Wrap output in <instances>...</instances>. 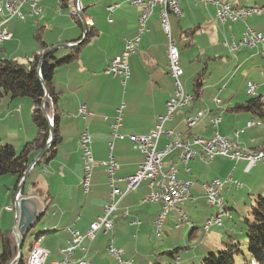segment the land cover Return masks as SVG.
Masks as SVG:
<instances>
[{
  "label": "crops",
  "instance_id": "obj_1",
  "mask_svg": "<svg viewBox=\"0 0 264 264\" xmlns=\"http://www.w3.org/2000/svg\"><path fill=\"white\" fill-rule=\"evenodd\" d=\"M231 1L244 7L238 1ZM54 4L59 6V0H38V7L41 9L40 19L44 23L42 25L37 23L38 18L34 25L24 24L28 16L37 17L40 15H31L28 6H25L28 12L25 13L26 18L23 21L16 18L4 21V15L0 13L1 30L9 32L8 23L11 21V37L5 41H11L7 45L8 48L11 47V51L8 53L10 57L7 58L21 63H27L33 53L39 52L38 44L34 38L38 26L44 28L42 37L48 48L54 46L62 55L67 54L71 43L72 45L77 44L75 40L81 36V41L85 39L87 28L93 31V34L80 46L78 57L74 61L54 69L52 82L55 91L59 93L56 111L60 114L58 122L60 139L56 145L55 156L38 163L44 155L43 153L35 165L30 168L23 186V192L27 195L32 194V183H36L44 193L50 194L48 206L43 202L46 206L44 213L50 207L53 210V218L50 222L52 225L49 228H53L55 233L52 239L59 238L61 241L57 245H51V240H48L46 245V237L43 236V233L49 230L42 231L40 245L48 252V261L61 260L64 257L63 250L70 237L69 229H77L84 233L101 214L104 205L109 200L111 187L104 166L93 168L90 191L84 193L82 190L80 183L83 162L78 143L80 131L87 128L91 140L90 150L95 160L105 161L111 152L118 164L114 175L120 177L132 174L142 162L144 154L141 146L130 141L128 136L149 134L155 127L157 116L166 113V101L174 90V79L168 69V36L161 25L159 6H154L151 10L146 22V30L140 35L136 51L128 58L129 75L123 79L120 76L107 74L104 70L109 61L120 53L124 42L135 36L140 8L130 5L126 0H106L90 7L88 13H86V8L89 6H83V14L80 17L81 25H79L71 16L68 18L63 13L55 14V19L50 18L49 10L53 9ZM110 5H116L112 12L107 10ZM211 5L215 8L213 17L208 14L204 19L202 17L192 18L188 22L185 21L183 26L179 25L180 20L176 21L174 17L170 16L174 14L169 13L170 35L175 46L177 47L174 35L179 40L185 41L186 47L196 50V57L193 60L189 59L188 67L191 68V75L194 76L204 68L206 77L209 76L208 79L205 77L201 93L194 101L204 97L211 98V101L208 106L202 105V101L199 103L192 101L189 106L176 110L172 117L164 122L163 127L165 130H173L187 137L198 135L209 138L217 131L223 136L232 137L240 147L255 148L264 142V131L249 134V130H252L253 127L245 125L251 119L249 113L230 112L226 108L240 101L239 87H234L233 84L237 79V71L252 62L253 64L247 67L246 73L251 76L257 73L258 70H255L254 63L262 47L256 45L231 50L230 43L232 41L238 43L246 27L264 35V11L260 15H252L246 20L236 23L219 22L215 17L216 7L214 4ZM109 18L111 21L108 20ZM48 20L58 23L57 35L45 34ZM194 20L198 21L194 23ZM191 28H194L192 34L182 35L184 30ZM83 32H85L84 37ZM206 33L209 34V40L203 43ZM5 42L0 44V55L6 51L2 47ZM192 61L194 62L191 63ZM216 64H219L224 72L222 75L212 78ZM184 66L187 67L185 63ZM210 66L211 71L209 70ZM181 69L183 75V68ZM258 69L260 70V68ZM207 80L208 82H206ZM248 81L254 82L257 85V93L261 94L264 79L255 82L253 78H248L246 86ZM187 82L186 79L185 86ZM245 91L247 93V89ZM188 93H193V90L191 89ZM223 98L228 103L221 108L216 104H221ZM214 99H219L220 103L214 102ZM80 104H85L87 110L91 111V115L80 116L78 114ZM1 107L5 108L2 111L8 110L6 114H3L4 118L6 117L5 120L8 116L11 117V144L18 151L25 142L33 139L37 131L31 120L32 102L26 98L4 96L0 100ZM119 108H121V124L118 127V132L124 135L122 139L113 137L111 134V124ZM216 109L218 112L215 111ZM2 111L0 110V122L4 121V118L1 117ZM196 112H201L202 115L197 124L189 128L185 124V117ZM214 118H219L216 124L211 122V119ZM239 119L244 121V132L238 133L237 137H234V133L244 126L237 124ZM248 138L249 141H247ZM110 141L113 143L111 150L108 144ZM167 141L169 139L165 134H162L157 140L156 150L164 151ZM175 161L174 153L168 154L163 159L165 167ZM245 164L244 159L235 160L222 155L215 156L208 163L202 162L198 158L191 159L187 164L178 163V177L190 179L193 182L189 199L181 204L184 208L188 207L186 208L189 214L188 222L180 220L179 214L181 213L178 210L172 209L168 213L174 214L175 212L174 215L178 216V221L181 224L186 223L192 227L193 232H190L192 234L188 238L190 243L195 242L193 240L197 236L196 226L199 225L203 228L205 219L213 212V208L209 210L206 208L203 211L199 208L201 203H204L205 207L207 206L203 187L206 182L213 178L222 179L230 174L241 183V187L226 186L222 190V192L226 190L225 198H223L230 211L238 205V199L242 195H247L248 198L254 200L257 195L264 194V163L257 162L248 172L244 171ZM15 183L14 175H0V191L11 196L12 204L17 192L14 189ZM114 185L125 192L124 182L119 181ZM151 188L150 181L144 179L134 189L118 196L117 208L113 213V228L106 235L98 230L93 239L85 238L71 257L83 259L85 264H108L112 259L106 253L105 245L112 237L115 239V244L125 248L124 257L132 259L130 264H134L136 260L144 261L143 264H150V257L152 254L154 256L156 254L149 253V234L147 235V232L152 230L153 234L155 233L154 219L161 209L159 202H142V199L150 193ZM239 189H242L241 192L236 193ZM226 193H229L227 199ZM37 196L42 200L40 195L37 194ZM2 212L0 224H3L5 213L11 212V229L9 225H3V227L0 225V229L12 231L16 218L15 210L7 211L5 209ZM44 213L40 215L41 218ZM227 219H231V221L226 222L225 220L226 223L216 227V229L224 228L225 234L220 238L232 236L231 234L235 231L232 216ZM166 220L167 215L162 227ZM162 227L159 236L163 232ZM178 227L175 225V228ZM211 229L205 232L208 233ZM196 244L198 245L195 250L202 246L199 242ZM183 247L190 248L189 245ZM187 253H190V250ZM198 257L197 251H193L187 260L194 261Z\"/></svg>",
  "mask_w": 264,
  "mask_h": 264
},
{
  "label": "built area",
  "instance_id": "obj_2",
  "mask_svg": "<svg viewBox=\"0 0 264 264\" xmlns=\"http://www.w3.org/2000/svg\"><path fill=\"white\" fill-rule=\"evenodd\" d=\"M204 3L214 4L216 7L215 17L219 22L236 23L246 20L249 16L259 15L264 9H249L240 7L234 4L231 0H196ZM130 5L140 8V13L136 21V34L133 38L127 39L124 42L123 48L115 55L107 64L104 72L112 76H120L125 79L129 75L128 58L136 51L139 43L140 35L146 30V22L154 6H159V18L161 25L168 36V69L171 77L174 79V90L170 98L166 101V113L157 116V122L154 129L147 135L137 136L129 135L128 138L132 142H136L141 146L144 158L138 165L136 171L126 176H115L118 169L117 161L111 152L108 159L105 161H97L93 158L90 150V137L87 133V128L80 131L78 143L80 146L81 157L85 161V168H82V175H84V183H80L84 193L90 191L92 170L97 166H104L108 174L109 185L111 187L109 192V200L104 205L101 214L92 222L84 233L77 229H69L70 237L63 250L64 257L58 261H49L48 252L40 245L39 241L34 248V254L30 264H85L83 259H74L71 256L75 250L80 247L85 238L93 239L98 230L103 234H108L113 228V213L117 208L118 196L125 192L134 189L140 181L147 179L150 181L151 191L146 195L142 202H159L161 209L158 212L154 225L156 234L161 232L162 222L166 213L169 210L175 209L181 213L179 206L189 199L190 189L193 185L192 180L182 179L178 177V163L187 164L191 159L198 158L200 161L208 163L217 155L228 156L231 159H244L246 165L244 171L248 172L257 162L264 163V150L240 147L237 144L230 143L229 136H223L217 131L209 138H204L198 135L190 137L183 136L181 133L173 130H165L164 122L172 117L176 110L189 106L192 103V94L186 92L180 82L182 69L179 65V51L175 46V42L170 35L169 13L177 17L182 15V9L179 6L178 0H126ZM80 3L82 0H75L72 6V14L81 17L83 12H80ZM28 6L31 15L40 14L41 9L38 7V0H9L0 1V13L4 15V21L16 18L24 20L26 18L22 9ZM114 6L107 7L108 12H112ZM111 21V19H108ZM2 22H0V25ZM11 34L5 30L0 29V44L9 40ZM72 45V43H71ZM260 45L262 47V55L264 56V35L249 27L245 28L240 41L238 43L231 42V50H238L242 47H253ZM257 86L251 81L247 82V91L253 95L256 93ZM264 99V96L262 97ZM214 102L220 103L219 99H214ZM80 116L91 115V111L87 110L85 104L78 106ZM202 113L196 112L185 117V124L192 128L200 119ZM219 118L211 119L213 124H216ZM121 124V108H119L114 115V120L111 124V134L113 137L122 139L123 134L118 132V127ZM254 125L253 121H248L246 127ZM244 128L235 132L243 133ZM165 134L169 141L165 145L164 151L156 150V143L158 138ZM109 149H112V141L109 143ZM170 153H174L176 161L165 167L163 159ZM122 181L125 183V192L117 188L114 184ZM226 186L240 187L241 183L233 178L231 175L221 180L214 178L209 182L203 184L207 202L213 212L208 215L204 221V229L209 230L214 226H221L225 217L229 216L226 203L222 197V190ZM21 194L17 191L13 198L12 206H6L7 211L15 210ZM215 207H222V216H215ZM126 215V213H125ZM187 216L180 214V220L187 221ZM106 251L109 257L116 260L120 264H130L131 259L124 258V250L115 245L114 238L110 237L107 243Z\"/></svg>",
  "mask_w": 264,
  "mask_h": 264
},
{
  "label": "trees",
  "instance_id": "obj_3",
  "mask_svg": "<svg viewBox=\"0 0 264 264\" xmlns=\"http://www.w3.org/2000/svg\"><path fill=\"white\" fill-rule=\"evenodd\" d=\"M74 1L75 0H59V7L61 9L72 7ZM71 17L81 25L79 16H75L71 13ZM43 29V27L38 26L35 30L34 38L38 44L39 52L33 53L27 63H21L14 59L0 56V100L4 96L30 99L32 102L31 120L37 130L33 139L25 142L18 151L12 144H4L0 141V175L12 174L16 177L15 191H17L21 178L33 160V157L46 146L50 138L51 128L54 130L53 139L48 150L40 158L38 163L55 156L56 145L60 139L58 126L60 114L56 111V102L59 98V93L55 91L52 82L54 69L57 66L67 65L74 61L78 57L80 46L93 34V31L87 28L85 39L81 41V36L79 39L75 40L77 44L69 46L66 55L57 58V50L53 49L46 53L39 64L42 53L48 48V45L44 42L42 37ZM193 29L184 30L182 35H186V33L192 34ZM259 55L264 60L261 50ZM205 77L206 73L204 68L193 76L191 82L193 90V93H191L193 98L192 101L199 97ZM42 82L45 83L48 91V96L45 99V89ZM247 94L250 95L247 99L235 102L233 105L227 107L226 110L235 113L247 112L253 117L264 119L263 94H258L257 89L255 94L251 95L248 91ZM42 106L45 112L42 110ZM48 116L52 118V126L49 125ZM255 149L264 150V142L258 147H255ZM20 193L22 195H27L23 192V189H21ZM37 194L42 197L43 202L48 206L50 194L44 193L38 188L36 183H32V194L30 195ZM253 201L248 211V217L243 219L247 241L246 250H243L240 243L236 242L232 236H227L226 240L222 242L223 247L221 249L216 252L208 251L204 257L200 259L198 264H264V195H257ZM40 220L41 216L36 219L34 226L37 225ZM41 233L42 232L39 231L33 235L34 238L28 246V254L36 238L41 236ZM191 234L192 233L189 234L190 237ZM24 239H22L20 243L22 248ZM183 248L185 249L186 247ZM17 251V241L13 232L10 229H0V264H10L16 257ZM178 252L179 247H175L171 250L161 251L158 254H164L176 259ZM26 259L22 253L21 258L16 264H25ZM114 261L120 264L116 260ZM151 264L161 263L155 258ZM189 264L197 263L192 262Z\"/></svg>",
  "mask_w": 264,
  "mask_h": 264
},
{
  "label": "rangeland",
  "instance_id": "obj_4",
  "mask_svg": "<svg viewBox=\"0 0 264 264\" xmlns=\"http://www.w3.org/2000/svg\"><path fill=\"white\" fill-rule=\"evenodd\" d=\"M106 0H82V4L83 6H89L86 8V13L89 12V8L97 5L98 3H103ZM179 1V6L182 9L183 14L180 17H176L175 15H170L172 16V18L174 17L177 20H180V26H183V23L188 22L189 19H197L196 17H202V19H204L206 17V15L210 14L211 17H213L212 15L214 14V6L209 4V3H204V2H200V1H196V0H178ZM235 2L238 1L240 5H243L244 7H251L253 5L255 6H263L264 5V0H234ZM74 6V4H73ZM22 11L24 13L27 14L28 10L27 7H24L22 9ZM49 13L51 15L50 18L55 19V14L58 13H63L65 16H67L68 18H71V13H72V7H68L65 9H60V7L54 4L53 9L49 10ZM39 19V21L37 22L39 25H42L44 23L41 22V14L39 16H28L24 22V24H35L36 23V19ZM18 22V20H16ZM20 21V20H19ZM198 20H194V23H196ZM58 23H52L51 20H48V22L46 23V30H45V34L52 36V35H57V28H58ZM36 26V25H35ZM206 26V25H205ZM8 27H9V33H11V21H9L8 23ZM56 31V32H55ZM175 41H176V45L177 48L179 50V64L181 66V68H183L184 74L181 76L180 81L184 87V90L186 92H190L192 89L191 86V81L193 76L191 75V68L188 67V65L190 64L189 59H194V57H196L197 53L196 50L193 49L192 47H186L185 46V41H181L178 38H176V35H174ZM209 40V34L206 33V35L203 37V43L208 42ZM11 43L10 42H5L3 44V48L6 49L5 53L1 54L0 56H5V57H10L9 51H11V47H7V45ZM59 51H57L56 53V57L60 58L65 54H59ZM8 54V55H7ZM257 59L256 62L254 63L255 66V70L257 71V73H254L251 75H249L248 73H246L247 67L251 66L253 63H248L247 65H244L243 67H241V69L239 71H237V79L234 80L233 84L234 87H239L238 93L240 96V101H244V99H247V97H249L250 95H248L245 91V89H247L246 86V79L248 78H253V80L255 82H258L259 80L262 81V79H264V60L263 58L258 54L257 55ZM184 59V60H183ZM187 61V62H185ZM191 61V60H190ZM194 61H192L191 63H193ZM184 63L187 67L184 66ZM195 64V63H194ZM203 64V61H202ZM212 66V64H211ZM211 66L209 68V70L211 71ZM260 68V70L258 69ZM224 72L223 68L219 65L216 64L215 68L213 69L212 72V78L214 77H218L220 75H222ZM209 76L206 77V79H208ZM188 80L187 85L185 86V80ZM208 82V80L206 81ZM261 94L264 95V87L261 89ZM244 96V97H243ZM211 98L206 99V97L204 98H200L194 102L199 103V102H203L202 105H207L209 104V102ZM224 99V98H223ZM26 100H30L27 99ZM228 102L225 101V99L223 100V102L221 104H216L217 106L220 105L221 108L225 107V105ZM3 106V105H2ZM201 107V106H200ZM4 107H1L0 110L2 111ZM5 109V108H4ZM216 112H218V109L215 110ZM6 112H8V110L6 109L5 111L3 110L1 112V117L4 118L3 114H6ZM249 115V114H248ZM249 117L251 118L250 121L254 122L253 127L251 128L252 130H249V134L251 132H263L264 131V119L259 118V117H253L251 115H249ZM6 118V117H5ZM4 121L3 124L2 122H0V138H1V143L4 144H11V117L8 116V118ZM49 119V118H48ZM49 122V120H48ZM53 124V123H52ZM237 124L239 125H244V121H240L237 120ZM50 125V124H49ZM238 125V126H239ZM246 125V124H245ZM245 125L242 126V128H245ZM234 137H237V135L234 133L233 135ZM247 136V135H245ZM202 137V136H201ZM245 139V137H243ZM247 141H249V138L247 139ZM223 156V155H222ZM227 158H229L228 156H225ZM210 162V161H209ZM246 165V164H245ZM45 167V166H44ZM245 167V166H244ZM230 174H228L227 176H229ZM226 176V177H227ZM225 177V178H226ZM222 178L221 180L225 179ZM214 179V178H213ZM220 179V178H219ZM28 183L25 185V188L27 189ZM242 189H239L236 193L241 192ZM225 191L224 190L222 192V196H225ZM229 195V193H226V199L227 196ZM264 195V194H263ZM11 196H7L4 194L3 191H0V218L2 215V211H5L6 206H12L11 203ZM206 197V196H205ZM225 198V197H224ZM238 205L231 210V216L233 218L234 221V225H235V231L231 234L234 238V240L236 242L240 243V246L243 250H246V236H245V227L243 224V219L248 217V211L251 207V205L253 204V200L252 198H248L247 195H242L241 197H239L238 199ZM206 207L204 205V203H201L199 205V208H201V210H205L206 208L209 210L211 207L209 206L208 202H207V198H206ZM181 210V213L185 214L188 217V212L186 211L188 207L184 206H179ZM175 214V212H174ZM174 214H172L171 212L167 214V220L165 221L162 229L163 232L160 236L155 235L156 234V230L155 233L153 234V231L150 230L149 232H147V235L149 236V253L151 254L152 252H154L156 254V256H154L152 254V256L150 257L149 263L151 264L155 258L161 263V264H189V263H199L200 259L202 257H204V255L210 250V251H218L219 249H221L223 247V244H221V241L224 242L226 240V236H223V238H220V236H222L223 234H225L224 228H220V229H216L213 228L211 229L210 232L206 233L204 231V229L197 225L196 227V237L193 242H189L188 238H189V233L192 231V227L189 226L186 223L181 224L180 221H178V216H175ZM53 210L50 208H48L46 210V212L44 213V215L42 216L41 220L39 221V223L37 225H35L33 228H31L27 234L26 237L24 239L23 242V248H22V253L25 257V259L28 256V246L31 242V240L34 238V234H36L39 231H44V230H49V231H45L43 233V236L46 237L45 238V243L48 240H51V245H57L59 243V241H61L59 238L58 239H52V236L55 235V233L53 232V228H49L52 224H50V222L52 221L51 219L53 218ZM179 218H180V214H179ZM231 221V219H229ZM228 219H226V222L229 221ZM225 222V223H226ZM2 225H9L10 229H11V212L5 213L4 215V221ZM175 225H178V228H175ZM4 229V228H3ZM218 234V235H217ZM57 241V242H56ZM200 243V245H202L201 247H199L198 249L195 250V247L198 245L196 243ZM203 242H205L203 244ZM44 243V244H45ZM129 244H131V241H129ZM47 245V243H46ZM105 245V243H104ZM107 245V244H106ZM105 245V246H106ZM117 245V244H115ZM185 245H189V247H186L185 249L183 248V246ZM212 245H214L212 247ZM175 247H179V252L177 253V257L179 258L180 262L177 263L176 259H173L167 255L164 254H158L161 251H165V250H171L172 248ZM55 248V247H54ZM125 251V248H123ZM188 250H190V253H187ZM193 251H197V253L199 254V257L194 260V261H188L187 258L189 255L193 254ZM201 254V255H200ZM49 262V261H48ZM111 262V264H117L114 259L112 261H109L108 264ZM144 261H138L136 260L134 264H143Z\"/></svg>",
  "mask_w": 264,
  "mask_h": 264
},
{
  "label": "water",
  "instance_id": "obj_5",
  "mask_svg": "<svg viewBox=\"0 0 264 264\" xmlns=\"http://www.w3.org/2000/svg\"><path fill=\"white\" fill-rule=\"evenodd\" d=\"M85 32H83V37H84ZM56 47L51 46L49 48H47L41 55L40 58V62L43 60L44 56L46 55V53L50 50L55 49ZM40 67V66H39ZM42 85L45 89V96L44 99L48 96V91H47V87L45 85L44 82H42ZM43 99V101H44ZM42 110L44 111V108L42 106ZM45 112V111H44ZM48 118V117H47ZM53 134H54V130L51 128L50 129V138L47 141L46 146L37 154V156L32 160V162L29 164L27 170L25 171L23 177L21 178V181L18 185L17 191L20 193L21 189H23L24 186V181L29 173L30 168L35 165L36 161L43 155V153H45L46 149L48 148V146L51 144V141L53 139ZM241 187V186H240ZM21 194V193H20ZM222 195V194H221ZM223 197V196H222ZM224 199V198H223ZM226 203V202H225ZM227 206V204H226ZM46 209V206L43 204V201L37 196V195H21L19 202L17 204V206H15V212H16V218H15V222H14V226L12 228V231L14 232V235L16 237V241H17V255L14 258V260L10 263V264H16L17 261L21 258L22 256V252H21V240L25 238L27 232L33 228L34 223L36 221V219L44 213ZM228 212H229V216L225 217L221 226L224 224L225 220L229 217H231V211L229 210L228 206H227ZM160 211V210H159ZM168 213V212H167ZM166 213V215H167ZM165 215V217H166ZM164 217V219H165ZM155 220V219H154ZM164 221V220H163ZM163 223V222H162ZM217 226L211 227V228H216ZM220 227V226H219ZM204 228V227H203ZM210 228V229H211ZM209 229V230H210ZM209 230H205L204 231H209ZM157 235V234H156ZM159 236V235H157ZM108 243V242H107ZM114 243H115V239H114ZM118 246V245H117ZM107 247V245H106ZM120 247V246H119ZM122 248V247H121ZM123 249V248H122ZM124 250V249H123ZM107 253V251H106ZM125 253V251H124ZM131 259V258H128ZM175 259V258H174ZM132 260V259H131ZM177 263H179V258H176Z\"/></svg>",
  "mask_w": 264,
  "mask_h": 264
},
{
  "label": "bare ground",
  "instance_id": "obj_6",
  "mask_svg": "<svg viewBox=\"0 0 264 264\" xmlns=\"http://www.w3.org/2000/svg\"><path fill=\"white\" fill-rule=\"evenodd\" d=\"M0 1H9V0H0ZM243 8H249V9H264V6H260V7L259 6H252V7H243ZM80 12H83V5H82V3H80ZM78 114L80 115L79 110H78ZM48 120H49L50 126H52V123H53L52 119L49 118ZM230 143L231 144H236L234 142V139L232 137H230ZM81 158H82V162H83V168H85V161H84L83 157H81ZM81 183H84V175H82ZM215 216H222V207H215ZM159 234L160 233H157V235H159ZM41 239H42L41 236H39V237L36 238V240H35L32 248H31V250H30V252H29V254L27 256V259H26V263L25 264H30L31 263L32 256L34 254V248L36 247L37 243L39 241H41Z\"/></svg>",
  "mask_w": 264,
  "mask_h": 264
}]
</instances>
